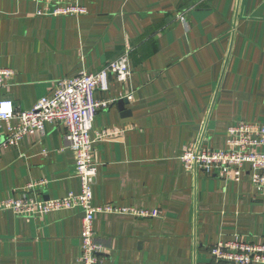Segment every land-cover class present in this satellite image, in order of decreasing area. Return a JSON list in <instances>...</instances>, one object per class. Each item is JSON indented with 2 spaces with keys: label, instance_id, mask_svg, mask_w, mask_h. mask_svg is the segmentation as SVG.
<instances>
[{
  "label": "crops",
  "instance_id": "obj_1",
  "mask_svg": "<svg viewBox=\"0 0 264 264\" xmlns=\"http://www.w3.org/2000/svg\"><path fill=\"white\" fill-rule=\"evenodd\" d=\"M80 4L85 15L44 17L36 14L42 4L0 0V69L14 73L0 100L32 109L56 81L96 73L127 52L128 81L110 78L108 91L95 94L115 103L98 111L92 135L115 134L93 144V204L156 216L97 213L100 264H213L219 242L263 244L264 198L248 179L224 182L187 170L180 158L200 139L223 149L227 128L240 121L264 125V0ZM64 134L46 124L1 147L7 131L0 124V202L39 181L45 200L79 192ZM80 229L76 210L25 219L0 209V264H81Z\"/></svg>",
  "mask_w": 264,
  "mask_h": 264
},
{
  "label": "built area",
  "instance_id": "obj_2",
  "mask_svg": "<svg viewBox=\"0 0 264 264\" xmlns=\"http://www.w3.org/2000/svg\"><path fill=\"white\" fill-rule=\"evenodd\" d=\"M42 4L38 16L79 17L86 14L80 0H25ZM178 19L184 22V17ZM14 73L0 69V89L5 87ZM131 75L127 52L108 62L96 73L82 72L78 76L56 81L51 95L41 97L32 109L21 111L9 100H0V124L6 123L7 137L1 147H15L19 141L34 133H42L46 124L64 128L66 147L75 155V177L79 183L78 193H68L62 198L45 200L36 190L45 185L39 181L28 185L17 198L0 202V209L30 219L51 212L76 210L81 213L79 262L100 264L104 248L97 243L94 232V216L97 213L130 215L152 218L155 212L133 208L93 204L92 187L98 172L93 144L110 138L113 131L95 132L94 119L101 109L113 105V100H98L97 92L108 91L110 78L125 84ZM126 99H130L129 97ZM181 162L189 171L197 170L217 177L224 182L240 183L245 178L251 183L256 195L264 198V125L238 122L226 130L225 147L209 149L203 139L183 150ZM213 264H264V243H244L239 237L228 242H219L211 250Z\"/></svg>",
  "mask_w": 264,
  "mask_h": 264
},
{
  "label": "water",
  "instance_id": "obj_3",
  "mask_svg": "<svg viewBox=\"0 0 264 264\" xmlns=\"http://www.w3.org/2000/svg\"><path fill=\"white\" fill-rule=\"evenodd\" d=\"M125 104H127V102H126V99H122V100H119L118 101V103H117V105H118V108H119V110L121 111V110H123L124 111V105ZM126 113V112H125ZM127 114H129V113H126L125 115H127ZM200 141H201V139H200Z\"/></svg>",
  "mask_w": 264,
  "mask_h": 264
},
{
  "label": "trees",
  "instance_id": "obj_4",
  "mask_svg": "<svg viewBox=\"0 0 264 264\" xmlns=\"http://www.w3.org/2000/svg\"><path fill=\"white\" fill-rule=\"evenodd\" d=\"M201 8H204V7H201Z\"/></svg>",
  "mask_w": 264,
  "mask_h": 264
},
{
  "label": "rangeland",
  "instance_id": "obj_5",
  "mask_svg": "<svg viewBox=\"0 0 264 264\" xmlns=\"http://www.w3.org/2000/svg\"><path fill=\"white\" fill-rule=\"evenodd\" d=\"M207 138V137H206Z\"/></svg>",
  "mask_w": 264,
  "mask_h": 264
}]
</instances>
